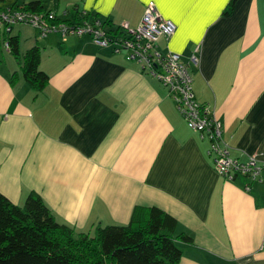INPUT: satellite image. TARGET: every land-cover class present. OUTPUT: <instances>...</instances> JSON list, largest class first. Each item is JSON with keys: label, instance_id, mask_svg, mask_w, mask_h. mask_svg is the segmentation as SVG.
Returning <instances> with one entry per match:
<instances>
[{"label": "crops", "instance_id": "1", "mask_svg": "<svg viewBox=\"0 0 264 264\" xmlns=\"http://www.w3.org/2000/svg\"><path fill=\"white\" fill-rule=\"evenodd\" d=\"M42 1L63 15L79 6L113 27L138 26L154 3L176 26L160 49L188 64L197 57L189 64L196 99L222 123L232 157L264 162V0H239L228 17L230 0ZM36 32L25 49L23 31L12 35L21 53L40 47L50 78L43 91L2 51L0 30V193L21 206L37 193L59 221L83 232L158 207L193 238L178 243L180 264H264V171L262 181H225L208 138L188 128L139 64L88 37Z\"/></svg>", "mask_w": 264, "mask_h": 264}, {"label": "trees", "instance_id": "2", "mask_svg": "<svg viewBox=\"0 0 264 264\" xmlns=\"http://www.w3.org/2000/svg\"><path fill=\"white\" fill-rule=\"evenodd\" d=\"M238 1L230 0L223 16H230ZM6 5L44 14L53 24L64 17L59 10H46L42 0H0V8ZM65 13L81 21L84 10L74 6ZM87 14L89 20L97 17L89 11ZM14 27L8 33L0 27L4 42L9 43L8 51L18 60L23 80L43 91L50 78L40 70L41 49L34 46L21 53L20 38L12 35ZM93 231H78L59 221L37 193H29L22 206L0 193V264H180L183 250L178 243L193 242L179 231L177 220L158 207H136L128 224L97 226Z\"/></svg>", "mask_w": 264, "mask_h": 264}, {"label": "built area", "instance_id": "3", "mask_svg": "<svg viewBox=\"0 0 264 264\" xmlns=\"http://www.w3.org/2000/svg\"><path fill=\"white\" fill-rule=\"evenodd\" d=\"M87 15V11H84L81 21H76L64 13L63 20L53 24L44 14H30L6 5L0 8V27L8 33L13 26L28 25L35 28L41 37L57 33L62 41L72 37H88L99 48L110 49L116 54L125 53L127 60L141 65L145 73L168 90L188 127L203 138H208L209 154L214 159L215 171L222 179L227 182H234L238 178L262 181L264 162L255 156L246 161L233 158L231 146L223 138L222 123L208 106L197 101L189 70V64L198 65L197 57L193 56L188 64L180 54L160 49L159 41L169 40L176 32V26L160 16L154 3L146 5L143 18L136 27L128 23L113 27L97 17L86 19ZM5 46L9 50L8 42H5ZM246 190L249 191L250 187L247 186Z\"/></svg>", "mask_w": 264, "mask_h": 264}, {"label": "rangeland", "instance_id": "4", "mask_svg": "<svg viewBox=\"0 0 264 264\" xmlns=\"http://www.w3.org/2000/svg\"><path fill=\"white\" fill-rule=\"evenodd\" d=\"M9 3V2H8ZM10 4V3H9ZM19 29H21L22 31H23V33H22V40H21V43H22V47H23V49H25L28 45H29V43H25V38H26V36H28V34H34V35H37V32H36V30L34 29V28H28V26H25V27H23V26H15L14 27V33L13 34H16V32H18V30ZM2 32V31H1ZM4 35V34H3ZM2 51L7 55V57H9L10 59L12 58L15 62H17V64H18V60H16L11 54H9L8 53V50H7V48H6V46H5V42H3V49H2ZM17 68H18V70H20V66L19 65H17ZM94 231H92V233H93Z\"/></svg>", "mask_w": 264, "mask_h": 264}]
</instances>
